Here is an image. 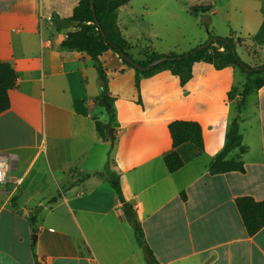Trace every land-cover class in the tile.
<instances>
[{
	"label": "crops",
	"instance_id": "1",
	"mask_svg": "<svg viewBox=\"0 0 264 264\" xmlns=\"http://www.w3.org/2000/svg\"><path fill=\"white\" fill-rule=\"evenodd\" d=\"M78 1L0 0V61L16 73L10 107L0 113V153L9 166L0 188V264H34L32 243L42 264H147L123 202L104 177H83L92 171L118 173L155 264H264V225L247 234L235 204L241 196L264 200V85L252 86L238 110L244 74L238 70L243 78L235 91L236 68L200 61L184 83L161 69L141 77L137 92L134 69L107 49L98 59L114 108L110 147L95 129L109 115L97 102L102 87L94 61L60 47L77 29L67 18ZM258 1L261 24L264 0ZM176 5L192 13V0H128L118 8L133 58L141 60L145 49L175 52L161 48L156 25L182 18ZM238 6L256 8L249 0ZM235 116L246 150L227 158H239L244 171L211 174ZM177 119L201 125L202 149L191 142L172 146L167 126ZM172 150L183 164L169 172L164 156Z\"/></svg>",
	"mask_w": 264,
	"mask_h": 264
},
{
	"label": "trees",
	"instance_id": "2",
	"mask_svg": "<svg viewBox=\"0 0 264 264\" xmlns=\"http://www.w3.org/2000/svg\"><path fill=\"white\" fill-rule=\"evenodd\" d=\"M128 0H79L74 6L72 14L67 18L68 23H75L76 30L68 32L61 41L60 47L63 49H75L85 51L94 61L98 74L99 84L102 89L97 97V102L104 106L108 115L109 122L101 123L95 121V129L101 138L107 139V129L114 120V108L105 106L101 98L112 104V99L107 95V79L98 56L107 49L115 51L123 62L134 69V87L139 90V81L143 76H149L161 69H167L172 74L179 77L180 82H186L192 74L193 64L196 62H207L216 69L225 66H232L238 69L245 76L242 91L238 95V110L246 101L249 89L253 86L259 88L264 85V62L250 65L241 60L235 48L240 43L239 38L233 36L218 37L210 33L203 44H199L189 51L182 53H156L145 49L141 52L143 58L137 60L129 53L130 44L121 34L117 25L118 8ZM208 6L207 9H209ZM203 7H190L188 11L194 13L205 11ZM163 58L149 68L146 66L157 59ZM141 67L145 68L142 69ZM16 85V73L9 62L0 61V113L10 107L9 91ZM230 96V92H228ZM137 102H141L139 96ZM168 131L171 137L172 146L175 147L184 142H191L197 148H203V136L201 125L195 120L177 119L168 123ZM237 149L241 154L245 152L242 144V135L239 131L237 118H233L225 133V142L221 149L215 154L211 161L208 171L211 174L224 172H243L244 165L239 158H227L231 151ZM112 163V160H109ZM164 163L169 172H173L182 166L183 161L179 155L172 150L164 156ZM90 175L104 177L109 186L116 192L121 202L124 197L118 181V173L105 172H86L83 177ZM184 197V193H181ZM54 199V197L52 198ZM236 207L241 216L247 234L252 235L264 225V200H255L250 196H241L236 199ZM33 218V217H32ZM30 218L31 228L35 232V226ZM135 239L138 244H144V235L140 225L131 219ZM34 264H42L39 257L34 252L32 243Z\"/></svg>",
	"mask_w": 264,
	"mask_h": 264
},
{
	"label": "rangeland",
	"instance_id": "3",
	"mask_svg": "<svg viewBox=\"0 0 264 264\" xmlns=\"http://www.w3.org/2000/svg\"><path fill=\"white\" fill-rule=\"evenodd\" d=\"M241 1L192 0L193 5L191 7H203L206 9L211 6L210 9H207L208 11H198L196 14L186 13L182 6L176 5L174 14H180L183 17H176L174 22L165 23L167 25L166 28L164 24L156 25L161 33V48L182 53L199 44H203L207 39L208 33L218 37L233 36L240 39V43L236 45L235 50L242 61L247 64L264 62V22L260 24L255 20L256 16L259 17L261 4L258 0H249L252 7L256 8L242 11L241 7L238 6ZM254 51H256V54H254ZM242 78L243 75L237 69L233 77L235 91L240 90ZM223 80L219 79L218 82L219 104H221L223 98L221 92ZM252 96L249 111L255 107ZM230 109L231 112L235 110V115L239 114V111L235 109L234 103L230 104ZM238 117L235 116L237 119Z\"/></svg>",
	"mask_w": 264,
	"mask_h": 264
},
{
	"label": "water",
	"instance_id": "4",
	"mask_svg": "<svg viewBox=\"0 0 264 264\" xmlns=\"http://www.w3.org/2000/svg\"><path fill=\"white\" fill-rule=\"evenodd\" d=\"M91 7L93 8V3H92V0H91ZM61 24L62 25H65L66 24V20H62L61 21ZM163 58H160V59H157V60H154L152 62H150L146 68H149L150 66H152L153 64H156L158 61L162 60ZM142 69H145L143 67H141ZM102 102L105 104V106L107 107H110L111 104L109 102H107L105 100V98H101ZM107 136H108V139H109V143H110V147H113V144H114V128L112 126H109L108 129H107ZM122 206L123 208L125 209V212L127 214V216L132 219L133 218V213H132V210H131V207L128 205V203L126 201H124L122 203ZM32 239L35 240V234L32 235ZM141 250L143 252V256L146 260V263L147 264H155L154 263V260L151 256V254L149 253L147 247L145 246V244H142L141 245Z\"/></svg>",
	"mask_w": 264,
	"mask_h": 264
},
{
	"label": "built area",
	"instance_id": "5",
	"mask_svg": "<svg viewBox=\"0 0 264 264\" xmlns=\"http://www.w3.org/2000/svg\"><path fill=\"white\" fill-rule=\"evenodd\" d=\"M8 161L7 157L4 154L0 153V188L7 182L8 180Z\"/></svg>",
	"mask_w": 264,
	"mask_h": 264
}]
</instances>
